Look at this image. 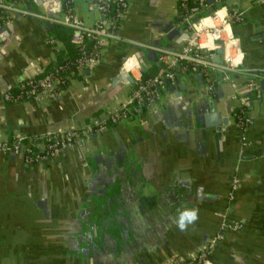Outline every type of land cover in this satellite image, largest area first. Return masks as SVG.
Returning <instances> with one entry per match:
<instances>
[{"label":"crops","instance_id":"0c3cea01","mask_svg":"<svg viewBox=\"0 0 264 264\" xmlns=\"http://www.w3.org/2000/svg\"><path fill=\"white\" fill-rule=\"evenodd\" d=\"M126 1L118 38L104 48L102 60L41 103H5L3 92L6 86L42 76L66 57L53 31L57 24L31 15L11 16L0 24V142L17 133L40 138L51 131L81 129L127 105L142 71L160 69L158 50L180 49L200 24H211L208 16L216 11L212 7L207 15L193 18L190 30L181 19L179 0ZM64 2L86 26L99 18L88 12L86 0H28L25 9L55 21L63 16ZM222 9L241 10L244 17L230 26L243 70L231 82L212 74L215 90L206 95L201 75L189 70L176 86L163 89L152 107L134 111L127 121L40 166L27 164L19 154L0 153V264L187 260L217 233L233 176L239 187L230 218L241 222L242 229L223 235L210 263L264 264V96L246 88L249 79L259 84L264 76V7L253 0H224ZM169 23L187 37L164 39ZM49 39L54 43L48 44ZM153 42L164 48L152 47L153 61L141 54L142 68L136 54ZM123 73L132 82L121 80ZM209 98L228 120L217 140L209 132L204 138L199 130H189L187 122V112L207 106ZM236 113L249 119L244 147ZM192 208L198 209V220L179 230V213Z\"/></svg>","mask_w":264,"mask_h":264},{"label":"built area","instance_id":"2783aa9c","mask_svg":"<svg viewBox=\"0 0 264 264\" xmlns=\"http://www.w3.org/2000/svg\"><path fill=\"white\" fill-rule=\"evenodd\" d=\"M27 1L0 0L1 23H7L10 17L15 15H31L45 22H54L70 31V41L78 49L79 56L62 63H56L42 76L22 80L14 86H6L3 92V101L10 104L30 100L41 103L55 98L63 91L71 77L90 71L102 60L107 44L118 38L116 33L128 6L126 0H86L88 12H95L99 15L96 22L91 26H86L69 3H63L62 18L52 21L46 15L28 13L25 9ZM223 2L224 0H214V3L210 5L208 0L178 1L181 19L187 23L190 30L195 27L191 24L193 18L207 15L212 7H215L216 11L208 16L211 24H200V30L195 31L194 38L178 50H158L157 62L160 69L150 78L142 80L140 76L137 79L131 89L127 105L109 112L105 118H93L81 129L51 131L40 138L17 133L10 141L0 142V153L19 154L27 164L40 166L53 161L63 152L83 143L88 138L102 134L110 125L127 121L134 111L152 107L159 99L163 89L168 86H176L179 76L188 73L191 69L198 71L203 78L206 95L215 90L212 74L218 73L221 82H231V76L243 72V70L238 60L241 53L234 46L230 26L241 24L244 17L243 13L238 11L222 12ZM253 4L264 7V0H253ZM47 42L53 44L54 40L49 39ZM217 50H221L223 55L219 64L214 62ZM246 88L260 96L257 80L249 79ZM234 116L237 120L236 125L241 131V143L244 147L246 146L244 133L249 119ZM238 187L239 180L233 176L227 193V206L220 216V225L215 236L199 247L187 260L176 264H211L210 256L223 235L228 232L237 233L242 229L241 222L230 218L231 205L235 200Z\"/></svg>","mask_w":264,"mask_h":264},{"label":"water","instance_id":"95a60500","mask_svg":"<svg viewBox=\"0 0 264 264\" xmlns=\"http://www.w3.org/2000/svg\"><path fill=\"white\" fill-rule=\"evenodd\" d=\"M208 3L212 5L214 3V0H208ZM239 12H241V10H239ZM165 31L167 32V35L164 38L166 40H173L175 37H178L179 40H182L187 37V35L183 34L182 29L174 28L172 23H169L167 24V26H165ZM191 37H194V34H191ZM154 45L158 46L161 49L164 48L158 42H153V46L151 45L148 47L140 48L139 50L141 53L136 54L139 65L142 68H144L145 66L140 59L141 54H146L152 61L156 59V53L152 50V47H154ZM221 53V50L216 51L214 62L217 64L220 63ZM121 80L132 82V79L127 73L121 74ZM197 80L201 84L199 75L197 76ZM259 88L261 95L260 98H262V96H264V76L259 82ZM218 92L221 95V87H218ZM215 103V99L209 98L207 106H202L198 109L195 108L194 110H189L187 112V122L190 126L189 130H199L202 134V137L204 138H206V135L209 132L211 135H213L214 140H217L222 132L227 130L228 120L221 117V114L217 111Z\"/></svg>","mask_w":264,"mask_h":264},{"label":"trees","instance_id":"16d2710c","mask_svg":"<svg viewBox=\"0 0 264 264\" xmlns=\"http://www.w3.org/2000/svg\"><path fill=\"white\" fill-rule=\"evenodd\" d=\"M6 1H9V0H6ZM64 3H67V2H64ZM0 24H1V21H0ZM53 31L58 34L57 37L63 43L64 51L66 53V57L61 61L59 60L58 63H62L66 60H71V59L78 57L79 51L70 41V31L67 28L60 26V25H55ZM192 71L194 70L191 69V72ZM157 72H158V69L156 67L150 68L148 70L145 69L142 71L141 79L145 80L147 78H150L154 76Z\"/></svg>","mask_w":264,"mask_h":264},{"label":"clouds","instance_id":"9594fccd","mask_svg":"<svg viewBox=\"0 0 264 264\" xmlns=\"http://www.w3.org/2000/svg\"><path fill=\"white\" fill-rule=\"evenodd\" d=\"M198 218V209H185L179 213L176 221L177 227L181 231H186L188 226L194 224Z\"/></svg>","mask_w":264,"mask_h":264},{"label":"flooded vegetation","instance_id":"af4514ba","mask_svg":"<svg viewBox=\"0 0 264 264\" xmlns=\"http://www.w3.org/2000/svg\"><path fill=\"white\" fill-rule=\"evenodd\" d=\"M114 185V184H113Z\"/></svg>","mask_w":264,"mask_h":264}]
</instances>
